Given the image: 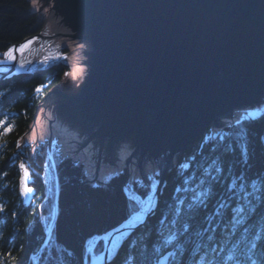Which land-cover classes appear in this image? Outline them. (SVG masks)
Segmentation results:
<instances>
[{
  "label": "water",
  "instance_id": "1",
  "mask_svg": "<svg viewBox=\"0 0 264 264\" xmlns=\"http://www.w3.org/2000/svg\"><path fill=\"white\" fill-rule=\"evenodd\" d=\"M50 2L45 0L44 6ZM55 4L38 32L9 47L39 37L26 51L32 61L26 64L29 71L43 54L53 55L54 48L64 46L70 51L62 60L83 67L75 79L64 75L45 93L34 117L44 107L47 120L53 108L63 122L82 128L72 155L84 143H99L95 174L101 163H118V146L129 148L130 177L158 170L157 187L148 195L153 205L180 154L209 126L218 132L225 118L243 114L236 109H264V0H55ZM0 67L8 69L0 72V82L17 74L15 62ZM48 145L54 166L50 141ZM55 203L57 209V194ZM155 209H139L99 235L96 240L104 238L105 244L94 260L108 264Z\"/></svg>",
  "mask_w": 264,
  "mask_h": 264
},
{
  "label": "trees",
  "instance_id": "2",
  "mask_svg": "<svg viewBox=\"0 0 264 264\" xmlns=\"http://www.w3.org/2000/svg\"><path fill=\"white\" fill-rule=\"evenodd\" d=\"M44 22V17L31 8V0H0V54L10 45L38 32ZM66 51L67 48L52 50L60 53ZM67 69L68 65L62 59L48 67L39 63L28 73H19L0 82V93H3L0 96V119L7 116V123L14 125L10 133L0 136V205L4 208L0 212V264H90L93 256L100 253L104 245L101 239L93 248H89L96 237L132 213L130 201L139 199L143 203L146 199V191L128 181L125 169L118 171L120 174L107 185L99 183L98 187H93L98 181L87 179L83 164L61 155L55 145L52 146L55 161L53 170L48 158L47 138L35 144L21 141L32 123L42 96L62 80ZM37 87L41 89L39 93L35 91ZM237 120L240 124L226 127V124H234ZM221 130V134H230L223 144L212 136L211 128L208 127L180 154L175 167L166 177L154 214L127 238L108 264H135V261L139 264H156L155 247L162 241V237L157 235L159 221L172 211L165 204L171 203L174 188L180 186L181 178L177 172L182 163H190L188 174L199 178L202 168L213 158L222 159L224 171L221 182L216 185L215 195L209 200L207 209L202 210L193 230H199L200 227L214 228L218 240L221 232L233 230L228 223L231 215L229 210H226L224 223L218 224V220H214L209 225L203 217L213 211L221 196H226L228 184L240 173L244 174V179L236 180L237 190L243 183L251 192L250 182L256 178L264 182V110L257 112L252 109L243 113L227 121ZM245 131L246 136L237 137V132ZM17 141H20V147H17ZM245 146L246 155L243 154ZM214 147L216 151H213ZM19 162L27 166V186L33 189L27 197L19 194L20 173L15 166ZM191 183H195V180ZM126 186L127 192L124 190ZM255 195L261 197L260 200L251 201L252 205L258 206L257 210L250 214L246 207L248 219L243 225H237L236 238L241 237L245 227L251 226L254 231L264 227V187ZM237 203L234 199L230 207H235ZM14 212L15 216L12 215ZM50 230L51 235L42 246ZM212 234L211 231L206 233L205 240L207 235ZM199 239L193 235L194 241L198 242ZM258 243L264 244V233ZM173 249L174 245L162 250L161 255ZM65 250L72 255H65ZM223 254L227 255V252Z\"/></svg>",
  "mask_w": 264,
  "mask_h": 264
},
{
  "label": "snow or ice",
  "instance_id": "3",
  "mask_svg": "<svg viewBox=\"0 0 264 264\" xmlns=\"http://www.w3.org/2000/svg\"><path fill=\"white\" fill-rule=\"evenodd\" d=\"M44 2L45 0H31V8L36 12H39L43 8L44 13H47L50 8L55 9V0H51L48 7H44ZM47 34V32L44 33V35ZM38 39L39 37H33L18 47H8L6 51L0 54L2 56L0 58V65H11L15 62L17 73L29 71L26 68V64H31L32 61L26 55V51ZM41 47H44V45L42 44ZM77 47L82 46L77 45ZM17 54L19 55V59L17 58ZM61 59H66V57L57 52L54 55L44 56L39 63L48 67L57 64ZM7 71L6 67H0V72ZM81 71L82 69H77V74ZM64 75L67 77L69 73H65ZM75 78L76 76L74 75L73 79ZM40 90V87H37L35 91L39 93ZM2 95L3 93H0V96ZM7 119V116L4 119H0V128L3 129L0 132V136L10 133L14 128V125L7 123ZM238 124H240L239 120L235 121L234 124H226V127L231 128ZM213 135L223 144L230 134L214 132ZM236 135L237 137L241 135L246 136L247 133L246 131L244 133L237 132ZM17 147H20V141H17ZM213 151H216L215 147ZM125 152H127L126 146H118V159H126V157L120 155ZM243 154H247L246 146ZM15 166L18 167L20 173L19 194L22 197H27L33 191L31 187L27 186V178L29 176L27 166L23 162H19ZM189 168L190 163H182L178 166L177 174L181 178L180 186L174 188V196L171 199V203L165 204V207L170 208L172 211L169 213V216L159 221L160 227L157 229V235L162 237V241L158 247H155V253L157 254L156 264H166V262H170V264H230V262L231 264H264V244L258 243L262 238V233H264V227L255 231L251 226L245 227L243 228L241 237L236 238L237 225H243L248 219V216L245 215L246 207L250 214L256 212L258 206L252 205L251 201L252 199H261L260 196L255 194L262 190L264 182L256 178L250 182L251 192L246 189L243 183H240L237 190L236 180L242 181L244 179V174L240 173L239 176H235L232 182L228 184L226 196H221L213 211L208 216L203 217L204 221L209 225L214 220H218V224L224 223L226 210L230 211L231 215L228 223L232 225L233 230L228 233L221 232L218 240L216 229L200 227L199 230H193V225L198 223L202 210L207 209L209 200L215 195L216 185L221 182V174L224 171L223 161L220 157L213 158L206 167L202 168L199 178L189 175ZM213 172L216 174L213 175ZM119 174V172H113L111 175L101 176L99 182L92 186L98 187L99 183L107 185ZM86 175H88L89 179H95L94 170L93 172L86 173ZM158 175L159 173L149 176H138L134 172L131 177V183L137 188L144 189L147 195H153L158 183V181H153ZM193 180H195V183H191ZM124 190L127 191V187ZM234 199L238 203L235 207H230ZM240 201H243V203ZM130 204L133 213L136 212L137 208L141 211L146 209L154 210L155 207L159 206V197H157L155 205H153L150 199L143 203L137 199L130 201ZM249 205L251 207H248ZM3 211L4 208L0 205V212ZM12 215L15 216L16 213L14 212ZM209 216L211 219H209ZM143 223H146V221ZM209 231L213 234L207 235L205 240V234ZM193 235L200 238L198 242L193 240ZM172 245H174L172 251L167 252V255H161L162 250H166ZM225 252H227V255L223 254ZM8 255L10 256L11 253H8ZM65 255L71 256L72 253L65 250ZM128 255H132V253ZM135 264H139V262L135 261Z\"/></svg>",
  "mask_w": 264,
  "mask_h": 264
},
{
  "label": "rangeland",
  "instance_id": "4",
  "mask_svg": "<svg viewBox=\"0 0 264 264\" xmlns=\"http://www.w3.org/2000/svg\"><path fill=\"white\" fill-rule=\"evenodd\" d=\"M38 13L41 17H44V19L46 18L47 13L43 12V8H41V10ZM68 64H69V69L65 71L64 74L69 73L68 75L69 77L78 75L77 69H82L83 67L81 64L75 61H70ZM235 111H241V109L240 110L236 109ZM61 120H63V117L60 116V113L56 114V112L53 111V108H50L48 110L47 120L44 119V107H42L41 111H38L34 117L35 128L34 125L29 127V129L23 135L21 140L34 143L37 140L48 138L51 144L56 145L62 154L70 155L73 158H75L78 162L83 163L85 174L93 172L94 170V175H95V168L97 165L96 160L98 153L97 150L99 148V143L94 144L92 141H89L88 145L84 143L81 149H78L77 153L72 155L71 149L75 148L77 143L79 142L82 128L78 126H74V124L70 126L69 123H67L68 125H65V123H63ZM130 153H131L130 149L127 148V152L120 154L122 157H126V159H120L116 164L110 163L108 161L99 164L96 173L97 181L100 180L101 176L111 175L113 172H118L119 170L126 168L127 158L130 155ZM117 157H118V151H117ZM86 176L88 177V175ZM129 180H131L130 176H129Z\"/></svg>",
  "mask_w": 264,
  "mask_h": 264
},
{
  "label": "bare ground",
  "instance_id": "5",
  "mask_svg": "<svg viewBox=\"0 0 264 264\" xmlns=\"http://www.w3.org/2000/svg\"><path fill=\"white\" fill-rule=\"evenodd\" d=\"M61 121L63 122V120H61ZM63 123H65V125H68V124H67L68 122H63ZM75 130H76V129H75ZM76 131H77V130H76ZM77 133H78V132H77ZM94 150H95V149H94ZM93 262H94V264H98V263H99V261H97V260H94Z\"/></svg>",
  "mask_w": 264,
  "mask_h": 264
}]
</instances>
